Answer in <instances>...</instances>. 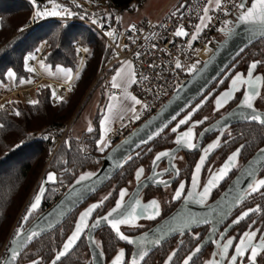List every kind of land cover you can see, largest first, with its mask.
Masks as SVG:
<instances>
[{
    "label": "flooded vegetation",
    "instance_id": "obj_1",
    "mask_svg": "<svg viewBox=\"0 0 264 264\" xmlns=\"http://www.w3.org/2000/svg\"><path fill=\"white\" fill-rule=\"evenodd\" d=\"M245 2L249 5L251 0H245ZM253 62H258L256 68L253 70V79L257 82L259 95L253 99V109L250 110L264 113V38H261L243 50L218 76L215 82L193 104L185 108L169 124L165 131L142 147L138 154L129 161H133L130 163V167L127 166L129 162L124 164L122 166L123 168L121 167L116 173V175L119 173L116 179L115 175L101 190L92 195L59 226L61 237L59 240L53 241L51 249L44 251L42 248L43 241L38 243L35 240L24 250L17 264H33L34 261L36 264H49L75 227L80 213L94 204H99L101 201L103 203L89 217L87 221L89 227L84 229L76 246L56 264H112L121 250L125 253L123 264H129L134 247L121 241L109 226L100 227L93 232L92 239L96 242L94 244L100 252H95V258H93L87 243V236L92 222L98 217L105 215L115 206L116 201L120 199V190L127 189L130 181L133 182V186L130 191H127L128 195L125 196L124 202L140 181L152 175L154 176L155 183L168 184L162 187L158 185L145 186L137 196L136 200L140 201L141 208L138 209V218L133 222L143 220V226L133 230L128 228L129 224L120 225V232L127 237H135L149 230L163 218L170 215L185 199L192 183L194 167L199 159L205 156V152L209 146L218 142V146L209 151L204 159L197 181V193L203 190L208 179L214 173L219 172L229 156L237 152V150H239V154L234 164L208 196L205 203L208 204L214 201L224 191L249 158L259 148L264 146V124L252 122L248 120L249 118L245 121L235 122L222 129L217 128L213 132L204 133L205 129L217 119L237 107H243L244 95L249 90L247 85H242L238 90H234L232 96L222 107L217 108L216 99L222 93L231 90L232 79L237 74H242L247 79V73ZM207 95H209V98L192 112L194 107ZM189 116L190 119L187 123H179L180 120ZM246 117L250 116L245 114L240 118L246 119ZM201 121L202 123H198ZM173 128H176L175 132ZM189 128L192 129L193 137L191 142L195 144V147L189 148L183 145L182 150L174 155L162 156L164 158L153 169V161L156 156L165 152L169 153L177 146V137L187 132ZM139 169H143V173L139 180H137L136 173ZM167 171L169 172L167 173ZM259 179H264V166L257 172L250 184H253ZM181 184L184 185L181 197L173 199ZM249 185H247L242 195L248 193ZM102 191H106L102 195V198L108 197L107 199L99 198V194ZM153 200L157 201L158 204L163 200L166 204L162 205L161 203L159 205V215L150 219L148 217L152 214L153 210L148 209L147 212H144L143 207ZM257 206L260 208L259 212H252L238 224L233 223L243 212L249 209H255ZM251 230H259L257 239H259L260 232H264V188L245 196L227 213L222 221L217 220L212 223L209 219L208 223H199L196 227L185 233L170 236L148 252L141 264H184V260L193 254L197 247H200L201 250L199 253L193 255L190 264H207L212 259H220L219 256H213L218 251L217 241L223 243L224 239L230 237H236L238 241L244 231ZM221 234H223L224 239L221 238ZM237 241H234V244ZM233 251V248L229 249V257L233 254ZM169 257H171V260H169ZM221 264H228V260L224 259ZM237 264H249L247 257L243 261L238 258ZM257 264H264V252L257 257Z\"/></svg>",
    "mask_w": 264,
    "mask_h": 264
},
{
    "label": "trees",
    "instance_id": "obj_2",
    "mask_svg": "<svg viewBox=\"0 0 264 264\" xmlns=\"http://www.w3.org/2000/svg\"><path fill=\"white\" fill-rule=\"evenodd\" d=\"M38 1L0 0V81L3 85L7 84L9 69L15 73L14 84L32 78L33 73L26 67L25 59L26 55L39 48L41 42L46 44L43 61L52 67H70L73 72L70 59L74 56L72 43L77 39L88 47L90 58L72 79L69 96L60 91L59 96L54 95L50 83L41 81L35 103L17 101L9 104V110L0 109V251L28 197L32 192L36 193L41 175L50 171L70 184L80 170L95 165L94 162L105 153L98 146L101 116L97 114L92 131H88L85 138H71L69 145L58 150L49 168L42 172L47 147L39 138L40 134L49 127L63 126L74 115L76 119L97 84H101L96 76L111 60L112 51L105 48L100 36L81 22L61 27L57 20H45L30 29H22L32 11L38 8ZM146 1L105 0V7L108 15L114 18L123 12H135ZM116 66V63L112 64L107 72ZM53 96L55 101H51ZM60 183L61 180L56 178L48 185L41 210L49 207L51 201L59 196L56 188ZM60 237V227H57L36 242L43 241L42 248L47 251Z\"/></svg>",
    "mask_w": 264,
    "mask_h": 264
},
{
    "label": "built area",
    "instance_id": "obj_3",
    "mask_svg": "<svg viewBox=\"0 0 264 264\" xmlns=\"http://www.w3.org/2000/svg\"><path fill=\"white\" fill-rule=\"evenodd\" d=\"M240 2L241 0H221L220 7H217L215 0H171L154 16L123 26L118 22V15L114 18L108 15L105 0H39L38 8L32 11L29 19L22 25V29H30L45 20H57L61 27L72 22H81L89 26L102 38L105 48L112 51L111 60L96 77L97 80L104 82V91L108 96H119L123 90L113 88L112 83L106 81L115 67L109 73L107 70L114 63L117 65L123 62L131 63L136 82L131 83L129 90L141 103H133L135 113L131 111L128 115L119 118L105 134L104 140L107 146L104 147V151L106 152L120 145L149 119L160 114L173 95L189 82L201 63L226 36L225 32L220 31L221 28H225L224 22L231 21L232 24L227 27L233 28L240 14V9L237 7ZM54 5L59 6L55 10L61 15L36 17L37 11L50 12ZM205 8L208 9V16L211 19L206 21L207 27H202L197 39L192 40L196 26L200 25V18L205 14ZM181 27L188 35H175L176 30ZM108 32H112L113 35H106ZM45 47V42H41L37 50L26 55V63L35 66L37 62L43 61L46 56ZM72 48L74 56L70 62L74 67L73 79L88 62L90 52L80 39L72 43ZM30 56L35 58L29 59ZM177 62L181 64V68H176ZM72 79L60 85L59 91L64 96L70 94ZM41 81L43 80L33 81L29 87L18 83L0 89V109L9 110V104L19 101L23 92L30 88L38 90ZM51 101H55V96ZM136 115L139 119H135ZM72 122L73 120H69L63 126L49 127L40 134L39 138L47 147L45 167H49L54 155L66 141ZM66 188L67 185L62 183L59 196L51 204L64 193ZM14 231L0 251V263L7 253Z\"/></svg>",
    "mask_w": 264,
    "mask_h": 264
},
{
    "label": "water",
    "instance_id": "obj_4",
    "mask_svg": "<svg viewBox=\"0 0 264 264\" xmlns=\"http://www.w3.org/2000/svg\"><path fill=\"white\" fill-rule=\"evenodd\" d=\"M250 5L251 2L247 6ZM183 6L184 4L181 5V7ZM261 38H264V31L258 30L257 26L238 23L236 21L233 26L232 33L230 35H226L219 41L218 45L214 48L211 55L201 63L200 68L195 73V75L189 80V82L184 87L181 88V90H179L173 95L171 100L168 102V104L160 114L149 119L145 124H143L137 131H135L127 140L122 142L120 145L107 150L104 155L100 157L101 164L89 180L83 181L80 184L76 183L77 180H73L67 186L64 193L60 195V197L53 204L41 210L37 214V216L30 222H28L29 218L27 221H24L23 218L27 214L30 205L33 203V199L30 205L26 207V211L23 213L22 219L10 239L7 253L0 264H17L21 254L29 245H31L35 240H37L44 234H47L53 231L55 228L59 227L77 208L84 204L92 195L101 190L116 175V173L121 169L124 164L129 162L133 157L138 154L139 150L142 147H144L145 145L153 141L156 137H158L163 131H165L169 124L173 120H175V118L185 108L193 104L215 82L218 76L233 62V60H235L239 56V54L243 50H245L248 46H250L252 43ZM208 98L209 95L204 97L194 107L192 112H194L198 107H200ZM245 114L248 116L258 114L262 118H264V113L254 112L253 110L247 109L245 107H237L217 119L215 122H213L208 128L205 129L204 133L207 134L209 132H213L217 128L222 129L235 122L245 121L248 118H240ZM248 120L260 123L259 121H255L252 119ZM182 148V146L177 145L169 153L174 155L175 153L182 150ZM262 149H264V146L259 148L251 156V158H249V160L237 172L236 176L227 185L224 191L214 201L208 204L205 203L208 197L205 199L204 203H199V197L196 195L197 186L195 188L193 187L192 177L190 190L188 191L185 199L170 215L163 218L160 222H158L156 225H154L149 230L143 232L142 234L135 237H128L133 241H137V243L130 244L134 247V249L129 264H131L132 258L136 256L139 251V241L144 242L143 248L148 253L170 236L176 235L178 233H185L199 224H186V221L189 219L195 218L197 220H202L204 218H207V220L210 219L212 223L217 220L222 221L223 218L227 215V213L230 212L245 196L248 195V193L246 195L242 194L247 188V185H249L250 182L254 179L257 172L264 166V153L261 152ZM129 157L131 158L129 159ZM163 158L164 157H162L158 161L154 160L155 163L153 161L152 168L154 169L155 165H157V163L160 162ZM200 161L201 159H199L197 164H199ZM196 166L194 167L193 176H196L198 181L202 166L200 168L199 173L196 172ZM168 172L169 171H167V173ZM49 173L53 172H46L42 176L35 196L39 192L41 184L46 180ZM54 176L56 181V175L54 174ZM220 180L217 181L216 186L220 182ZM50 183H52V181L43 183L45 191ZM166 184L168 183L157 184L154 181V176H147L135 186L132 193L125 201L126 209L129 205L134 207V202L136 201L137 196L140 194V192L145 186L158 185L162 187L166 186ZM215 187L211 189L210 194ZM238 197H242V199H238ZM42 201L43 196L41 198L38 208H41ZM87 209H85L83 212H85ZM107 213L105 215H107ZM89 217L87 218V221ZM101 217H98L97 219ZM97 219H95L92 224H94ZM91 225L87 236V243L93 258H95V252L99 251L93 243V232L100 227L109 226L111 228V226L104 221H101L99 226L95 228L91 227ZM17 229H21V231L23 232V235L20 237L22 245L20 243H12V241L16 238ZM74 229L75 227L73 228V230ZM73 230L70 232L67 238L72 234ZM33 232H35L36 235L32 236L31 239H29L28 237ZM157 239H159V243L152 242ZM66 240L63 242V244L66 242ZM121 241L129 244L125 240ZM63 244L61 245L59 251L63 249ZM76 244L72 247V249H70L68 253L73 250ZM13 250L17 252V257L14 261L11 259ZM55 257L56 255L52 258L49 264H52V261L55 259ZM64 257H61V259ZM59 261H56V263ZM142 261L143 260L140 261V264L142 263Z\"/></svg>",
    "mask_w": 264,
    "mask_h": 264
},
{
    "label": "snow or ice",
    "instance_id": "obj_5",
    "mask_svg": "<svg viewBox=\"0 0 264 264\" xmlns=\"http://www.w3.org/2000/svg\"><path fill=\"white\" fill-rule=\"evenodd\" d=\"M216 6L220 7L221 0H215ZM59 7L58 5H54L53 11H37L36 17H41L42 15H61L60 12L56 11L55 8ZM237 7L240 9V14L237 17L238 23H243L247 25H254L257 26L258 30L264 31V0H251V5L247 6L245 3V0H241V2L237 5ZM204 16L200 18V25L196 26V32L192 35V40H196L199 33L202 31V27H207L206 21H210V17L208 16V9H204ZM70 14V13H66ZM225 28H221L220 31L225 32L226 35H230L233 31V28L227 27V25L232 24L231 21H225ZM133 28L135 26H132ZM22 31V30H21ZM106 35L112 36V32L106 33ZM176 36H186L188 35L187 32L184 31V29L178 28L175 32ZM34 56H30L29 59H34ZM258 62H253L250 65L249 71L247 73V79L244 78L242 74H237L232 79V88L229 91H226L221 94L220 97L216 99V106L217 108L222 107L223 104L232 96V92L234 90H238L240 86L247 85L248 91L244 95V100L242 103L243 107H246L248 109H253V99L259 95V92L257 90V82L253 79V70L256 68ZM176 68H181V64L179 62L176 63ZM31 70V69H30ZM68 80H71V74L70 70L65 73ZM7 75L12 78L15 76V73L12 71H8ZM78 78V77H77ZM120 81H124L125 83H135V73L132 70V66L130 62H126V67L121 68L116 76L113 77L112 80V87L113 88H120L121 83ZM23 82V81H21ZM125 99H131L134 104H140L141 101L136 99V97H130L127 94H125ZM119 99L115 95H112L110 97V103L107 106V111L109 114H117L118 113V104ZM35 103V102H33ZM146 107V106H145ZM133 113H135V107H132L130 109ZM16 115H20L19 112H16ZM122 118V117H121ZM255 121H259L261 124H264V118H262L258 114H253L250 117H246ZM111 116H106L104 120L101 121L102 127L106 126L110 122ZM135 119H139V116L136 115ZM190 119L189 117H186L185 119H182L179 121L180 124H185ZM198 123H202L198 122ZM108 129L105 128V131ZM89 132L92 131V128L89 127ZM173 131H176V128H173ZM193 133L192 129L189 128V130L185 133H182L179 135L176 139V144L178 146L186 145L189 148L195 147V144H193L192 141ZM101 148L100 150L103 151L104 147L107 146V142L105 140L100 141ZM218 146V142L214 143L209 146V148L205 152V156L201 157V161L196 166V172L199 173L201 166L204 163V159L209 151L214 149ZM262 153H264V149L261 150ZM239 154V150L237 152L233 153L231 156L228 157V160L225 162V164L221 167L218 173H214L211 178L208 180L207 184L204 186L202 192L196 193V195L199 197V203H204L205 199L210 194V191L213 187L216 186V183L218 180L222 179L224 175L227 174V171L230 169V167L234 164L236 157ZM170 153H161L158 154L155 158V160H160L162 156H169ZM131 157H129L130 159ZM155 163V161H154ZM143 173V169H139L136 173V178L139 180L140 176ZM94 174L93 173H85L79 176L76 183L80 184L83 181L89 180ZM48 181H55V176L53 173H49L46 180L43 183H47ZM43 183L41 184L40 190L37 193V195L34 197L33 203L30 205L27 214L24 216V221H27L29 216L32 214L34 210L37 209V207L40 204L41 198L43 196V193L45 191ZM197 186V178L196 176H193V187L195 188ZM264 188V179H259L255 181L253 184H250L248 186V194L255 193L260 191V189ZM184 189V185L181 184L180 188L177 189L175 196L173 199H178L181 197L182 192ZM120 199L116 201L115 207L112 208L111 211L107 213V215L97 219L94 224L91 225V227L95 228L98 227L101 221H104L108 223L111 228L116 232L119 239L127 241L129 244L137 243V241H133L129 239L127 236H125L123 233L120 232V225L121 224H132L134 220L138 218V209L141 208L140 201L136 200L134 202L135 207L128 206L126 209L124 198L126 195H128L126 189L120 190ZM108 197H105L107 199ZM238 199H242V197H238ZM103 203L101 201L99 204H94L90 206L85 212H83L80 215L79 221L75 225V229L73 230L72 234L67 238L66 242L63 244V249L59 251L56 254L55 259L52 261V264H56V261H59L61 257H64L70 249L76 244L77 240H79L82 232L84 229L88 228L89 225L87 223V218L91 215V213L100 205ZM148 209H152V214L148 218H154L155 216L159 215V204L157 201L153 200L149 202L148 205L143 207V211L147 212ZM260 208L257 206L255 209H249L245 212H243L236 220L233 221L234 224H238L241 220H244L246 217H248L252 212H259ZM187 223H208L207 218H204L202 220H197L195 218L189 219L186 221ZM259 230H251V231H244L238 241L236 237H230L227 239H224L223 234H221V238L224 239L223 243L216 242L218 251L213 254V256H219L220 259H212L207 262V264H221V262L224 259L228 260V264H237L238 258L239 260L243 261L245 257H247V260L249 264H257V257L264 252V232H260L259 239H257ZM23 235V232L21 229H17L16 232V238L12 241L13 244L20 243L22 245V242L20 241V237ZM36 235L35 232H33L28 238L31 239L32 236ZM234 241H237L234 244ZM153 243H159V239L152 241ZM93 243H96L93 241ZM140 245L139 251L136 256H134L131 260V264H140V261L144 259V256L147 255V252L143 248V241L138 242ZM233 248V254L229 257V249ZM200 247H197L195 249V252L187 257V259L184 260V264H190V261H192L193 255L200 252ZM124 251L121 250L119 254L115 257L112 264H123V258H124ZM175 255V253H173ZM17 257V252L14 250L12 251L11 259L14 261ZM169 260H171V257H169ZM33 264H36L34 261Z\"/></svg>",
    "mask_w": 264,
    "mask_h": 264
},
{
    "label": "rangeland",
    "instance_id": "obj_6",
    "mask_svg": "<svg viewBox=\"0 0 264 264\" xmlns=\"http://www.w3.org/2000/svg\"><path fill=\"white\" fill-rule=\"evenodd\" d=\"M144 9V8H143ZM54 10V6H52V10ZM143 11L142 10H136L135 12H123L121 14L118 15V22L121 24V25H128L132 22V20H134L135 18L138 17V15H140ZM109 63V62H108ZM107 63V64H108ZM106 64V65H107ZM123 64V63H122ZM122 64H120L118 66V70H120L121 68H125ZM28 65V64H27ZM26 65V67L28 68V66ZM112 66V65H111ZM110 66V68H111ZM105 67V66H104ZM103 67V68H104ZM101 68V69H103ZM100 69V70H101ZM99 70V71H100ZM8 71H12V69H9ZM7 71V73H8ZM111 71V70H110ZM109 71V72H110ZM32 72H34L32 70ZM108 72V73H109ZM6 73V82L8 84H10L12 86V84L14 85V80H15V76L10 78ZM99 73V72H98ZM98 75V74H97ZM62 77V76H61ZM97 77V76H96ZM23 84L26 86V87H29L31 85V81L32 80H29V81H25V80H22ZM108 82H111V80H109ZM50 86L52 87V90H53V93L54 95H57L59 96V89H60V86L54 84L53 81H50ZM102 83V81H101ZM121 85H126L127 83H125L124 81H120ZM59 84V83H57ZM3 83L0 81V86H2ZM60 85V84H59ZM102 86H104V84H100L98 83L97 84V87H95V89L92 91L90 97L88 98V100L85 102V104L83 105L82 109L80 110V113L79 115L76 117V119L74 120V117L75 115L70 119V120H73L72 122V126L69 130V133H68V136H67V139L66 141L61 145V147L59 148V150L63 147V146H68L69 143H70V139L71 138H85L86 136V133L88 132V129L89 127L93 128L94 125H95V118L97 116V114H99L101 117H102V114L104 113L105 111V105L107 104V94L106 92L104 91V87L102 88ZM21 103H33L36 101V91L35 90H32V89H29L27 90L26 92H23L20 100H19ZM109 105V103H108ZM100 117V118H101ZM99 130H100V139H99V142H98V146H99V149L101 148V144H100V141L103 139L104 140V136L106 134L107 131L103 130V127L101 125V123L99 124ZM101 151V150H100ZM58 152V151H57ZM103 152H105L103 150ZM95 165L91 166V167H88V168H85L84 170H80L76 176H75V179L74 180H77L79 178L80 175L82 174H85V173H94L100 166L101 164V161L100 160H97L94 162ZM46 164V163H45ZM50 165V164H49ZM49 168V167H48ZM47 167H45L44 165V168H43V171L44 172L45 170L48 169ZM42 174V173H41ZM56 175V178L57 180H61V183L58 185V187L56 188V192L57 194L59 195V192H60V188H61V184L62 183H65L67 186L69 185L68 181H65L64 179L60 178L58 176V174H55ZM40 178V177H39ZM42 178V177H41ZM38 179V180H41ZM40 182V181H39ZM133 186V182L130 181L127 185V191H130L131 187ZM106 193V191H102L101 194H99V198L101 199H104L102 198L103 196ZM35 197V194L34 192H32L30 194V196L28 197L26 203L24 204L23 208L21 209L20 213L18 214L13 226H12V229H11V232H10V235L9 237L11 236L12 232L16 229V227L18 226V224L20 223L21 219H22V214L26 211V206L30 205V203L33 201ZM101 199H98V200H101ZM53 201V200H52ZM51 201V202H52ZM165 205V201L163 202V200H161V202L159 203V205ZM87 209V208H86ZM41 211V208H38L36 210H34L32 212V214L29 216V221L30 222L31 220H33L37 214ZM84 211V210H83ZM83 211L80 213V215L83 213ZM80 217V216H79ZM143 220H139L138 222H132V224H129V227L130 229H137V228H141L143 226ZM8 237V238H9ZM7 238V240H8ZM7 240L5 242V244L7 243ZM4 244V245H5ZM3 245V246H4ZM3 248V247H2ZM2 250V249H1Z\"/></svg>",
    "mask_w": 264,
    "mask_h": 264
},
{
    "label": "crops",
    "instance_id": "obj_7",
    "mask_svg": "<svg viewBox=\"0 0 264 264\" xmlns=\"http://www.w3.org/2000/svg\"><path fill=\"white\" fill-rule=\"evenodd\" d=\"M170 1L171 0H147L144 3V5L141 8H139V10H142L143 12L140 15H138L137 18H135L134 20H132L131 23L137 22V21L141 20L142 18L154 16L162 7H164ZM123 26H125V25H123ZM119 65H117L111 71L110 75H108L107 80H106L107 82L109 80H111L110 83H112L113 77L116 76L117 72L119 71L118 70V66ZM122 65L124 67H126V62H123ZM27 66H28V69L29 70L31 69L30 70L31 72H32V70L34 71V72H32L33 75H32V78L30 79V80H32L31 81V84H32L33 81L43 80V81H46V82L53 81L54 84L60 86L61 84L67 83V82L70 81L66 77V74H65L66 72H68L70 70L71 77L73 75V72H71L70 67H62V66L52 67L51 65L45 63L44 61L37 62L35 66H31V65H27ZM20 83H22V82H20ZM57 83H59L60 85L57 84ZM102 84H104V82H102L101 85ZM130 85H131V83H127L126 85H121V87H120L123 90V92L121 93V95L116 96V97H118V99L120 101L119 104H118V113L117 114L112 115V114H109L108 113L107 106H108V103H110V97L111 96H107V98H108L107 100L108 101H107V104L105 105V111L102 114V117H101V119L99 121V124L101 123L102 120L105 119L106 116H109L110 115L111 116V119H110V122L106 126L103 127V130H105V128H107L108 129L107 132H108L109 129L112 127V125L119 118H121L122 116H126V115H128L131 112L130 109L133 106V101L131 99H125L124 98L125 97V94H127L130 97H133L132 94H131V92H130V90H129L130 89ZM10 86L11 85L7 83L5 85L0 86V89L6 88V87H10ZM32 90H35V89H32Z\"/></svg>",
    "mask_w": 264,
    "mask_h": 264
}]
</instances>
